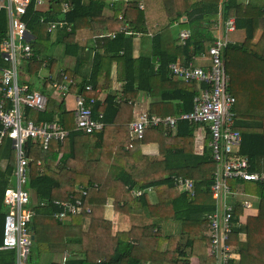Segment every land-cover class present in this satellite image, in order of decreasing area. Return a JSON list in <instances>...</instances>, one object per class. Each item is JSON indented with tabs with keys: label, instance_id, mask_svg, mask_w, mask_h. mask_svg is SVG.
Wrapping results in <instances>:
<instances>
[{
	"label": "trees",
	"instance_id": "1",
	"mask_svg": "<svg viewBox=\"0 0 264 264\" xmlns=\"http://www.w3.org/2000/svg\"><path fill=\"white\" fill-rule=\"evenodd\" d=\"M45 2L39 10L32 0L24 16L32 34L29 41L32 51L44 58L51 68L55 58L50 55L49 48L54 44L62 46L61 67L74 83L69 85L68 94L73 98L83 95L87 101L94 98L92 115L94 118L100 116L104 127L92 133L73 130L74 105L69 109L67 96L54 94L46 78L35 82L37 75L35 77L34 73L42 61L36 60V56L28 61L25 65L26 72L31 75L28 84L36 85V90L46 95L47 103L43 112L26 107V117L35 122L57 120L70 133L63 142L51 141L46 149L38 141H27L29 163L25 188L30 192L35 215L30 223L33 243L26 264H42L40 258L33 260L35 249L39 255L61 252L64 261L54 264H140L141 260L148 264H190L191 259L198 264H210L206 233L207 216L215 209L210 194L215 162L211 157L208 131L202 142V152L196 154L193 143L198 125L178 121L174 135L161 125L147 128L140 141L154 140L162 157L150 160L140 150L133 153L125 150L131 138L128 124L134 119L135 104L141 92L158 97L150 104L147 111L150 114L177 115L192 109L193 97L203 84L178 79L172 74L170 65L179 61L207 69L211 63L208 48L215 41L214 26L218 21L223 23L233 18L235 29L245 31L243 42H228L223 49L228 90L235 98L234 127L241 133L240 152L249 158L250 170H264L257 166L259 161L264 162V0ZM64 2L68 5L65 12ZM104 15L121 16L124 23L95 20ZM62 19L69 29L66 25L58 28L52 32H56L55 39L50 41L48 23ZM175 27L181 30L174 35L171 29ZM6 28V11L1 9L0 41L5 37ZM258 29L262 33L252 43ZM80 30L88 34V45L77 38ZM184 31L188 36L181 38L180 33ZM103 33L111 35L103 39L100 46H95L92 37ZM138 37L140 52L134 56L133 42ZM146 44L149 49L145 48ZM197 55L205 57L208 64H194ZM3 65L0 57V67ZM116 83L120 84L117 88L114 87ZM86 86L92 89L87 90ZM99 91H107L103 101L98 99ZM163 104L169 111L162 109ZM81 135L86 141V145L82 144L83 154L90 151L89 145L93 150V144L98 145V151L92 154L93 159L82 158V163L77 161L76 168L68 170L64 165L66 155H75L74 138ZM55 148H68L56 164V170L46 162L51 153L57 157ZM113 148L118 149L115 154ZM110 160L118 162L114 170ZM99 165L100 170L107 173L105 176H97L91 170V166ZM14 168V150L10 139L6 138L0 145V245L7 214L4 192L13 181ZM174 176L190 178L194 183L193 194L185 190L179 192ZM150 188L158 197L155 205L148 198ZM230 188L232 194L239 188L244 194L256 197L258 208L264 211V179H236L230 182ZM131 190H139L141 194L134 192L132 195ZM70 196L81 200V212L67 214L61 220L53 218L52 214L62 207L52 200H66ZM108 197L113 198L112 220L103 216ZM41 202L44 204L40 205ZM239 212L240 206L233 204L234 225L229 242L236 246L241 264H264V233L248 232L245 226L238 224ZM14 261L15 254L0 253V264Z\"/></svg>",
	"mask_w": 264,
	"mask_h": 264
},
{
	"label": "built area",
	"instance_id": "2",
	"mask_svg": "<svg viewBox=\"0 0 264 264\" xmlns=\"http://www.w3.org/2000/svg\"><path fill=\"white\" fill-rule=\"evenodd\" d=\"M32 0H0V10L5 9L7 15V28L5 37L0 41V57L4 65L0 67V145L4 139L11 141L15 155V168L13 181L4 192L3 203L6 206L2 243L0 253L10 252L15 254V261L9 264H26L33 243L30 223L35 215L31 206L30 192L25 188L28 181V158L25 146L29 139L38 141L46 149L51 141L63 142L68 137L70 130L59 121L35 122L27 118L25 108L36 112H43L46 108L47 97L39 90L33 89L24 80L23 68L28 61L36 56L31 48V32L27 29V8ZM34 7L42 9L46 0H33ZM63 12L68 8L67 3H62ZM121 19V16L119 17ZM43 19L41 18L40 21ZM122 20V19H121ZM121 23H124L122 20ZM66 25L64 19L48 23L47 31L54 32ZM68 30L69 27L65 26ZM125 28V26L123 27ZM215 28V41L208 48L211 63L207 69L194 66L192 63L175 62L170 65L172 74L178 79L202 83L193 97L192 109L180 112L177 115L159 116L147 111L139 112L128 124L132 141L128 147L132 148L134 142L140 141L147 128L164 126L175 128L178 121L185 120L191 125L204 126L209 135L211 157L215 162L213 183L210 185V194L214 211L207 216V256L210 264H241L240 255L236 246L232 245L230 235L233 228V194L230 182L240 179L245 181H261L264 173L250 170L247 155L240 152L241 133L235 129L236 115L233 111L234 96L228 90V76L223 59V49L230 43L228 33L235 30L233 18L221 23L218 21ZM110 33L94 36L95 38L109 37ZM181 38H186L188 32L180 33ZM42 66H46V60ZM40 76V75H39ZM48 80V86L54 94L66 97L69 85L74 84L72 79L59 68L52 76H40ZM87 90L92 87L86 86ZM83 95L74 96L73 130L83 133H92L104 127L100 116L94 118L91 104ZM175 186L180 191H189L193 194L194 183L190 178L183 176L173 177ZM183 189H180V188ZM85 194L86 191L82 190ZM140 195L141 191H135ZM56 206L62 207L52 214L53 218L61 220L67 214H78L82 210L81 200L69 197L66 200H52ZM41 202L40 205H43ZM86 211H89L87 209ZM8 250V251H7Z\"/></svg>",
	"mask_w": 264,
	"mask_h": 264
},
{
	"label": "crops",
	"instance_id": "3",
	"mask_svg": "<svg viewBox=\"0 0 264 264\" xmlns=\"http://www.w3.org/2000/svg\"><path fill=\"white\" fill-rule=\"evenodd\" d=\"M109 1L111 2V0H109ZM245 1H247V0H245ZM108 17L109 16L104 15V16L97 17V18H105V19L107 18L108 19ZM111 19H113V18H111ZM104 22H108V21H104ZM83 31L84 30H80L77 33V38L80 41L85 42L87 44L86 40L89 39V36H88L87 33L84 34ZM261 33H262L261 29H258L256 31V34H255V36H254V38L252 40V43H255L259 39ZM55 34H56V32L51 35L50 41H51V39L52 40L55 39V36H56ZM227 36L230 39V42L231 43H241V42L244 41L245 31H244V29H237L236 28L232 32H229ZM139 41H140V38L138 37L133 42V45H134V56H137L139 54V52H140ZM50 55L53 58H55V56L53 54H50ZM38 58L41 59L42 57L38 56ZM196 59H197V61L199 63H202V65H207L208 64V60L205 57H202L201 55L195 56L194 59H193V62ZM61 66L62 65H61L60 55H58V58H56L55 63H54V65H52L51 68H49V66L46 63V66L45 67H42L41 66L34 73L35 74V77H36V75L38 77V78L36 77L35 82H38V83L41 82L42 79H41L40 76H46L47 73L52 74L58 68H62ZM26 67L27 66H25L23 68V73H25V76L23 78H24V80L29 81L31 75L26 72ZM112 75H113V73H112ZM39 85H41V84H39ZM119 85H120L119 83H116L114 85V87L117 88V87H119ZM34 86H36V85H32V88L36 89ZM37 90H38V88H37ZM106 94H107V91H99L98 99H100L101 101H103V99L106 96ZM67 100L70 103L72 102L73 105H74V99H73V96L72 95H69V96L66 97V103H68ZM154 100H158V97L157 96L152 97V96H150V95H148V94H146L144 92H141L138 95V98H137V101H136V104H135L134 117L140 111H143V110L144 111H148V109L150 108L151 102L154 101ZM73 105L71 107H68V106L67 107L69 109H71V108H73ZM162 109L169 111V107H167L165 104H163ZM170 110H171V107H170ZM175 128H167L166 131L169 132L171 135H174L175 134ZM206 131H207V129L204 126L203 127L202 126H198L196 128V130L194 131L193 151L196 154L201 153L202 150H203V143L202 142H203L204 136L206 134ZM114 132H118V131H116V129H114ZM84 137L85 136H82L81 135V136H76L74 138L75 155H73V154H67L66 155L67 158L64 161V165L66 166V169H68V170L75 169L76 168V165H77V161L80 162V163H82V158H87L86 160L93 159L94 156H92V154L93 153H96V151H98V149H97L98 145L97 144H93V150L91 149V147L89 145L90 151L87 154H83V145L82 144H85L86 145V141H85ZM130 141H132V138H130L129 142ZM87 143H92V142L91 141H87ZM128 143H127V145L125 147V150L128 153H133L134 151L140 150V152L142 154L150 157L149 158L150 160H153V159L161 160L162 159V157L158 154L157 144L155 143L154 140L151 141V142H146V143H144L142 141H137L136 140L134 142V146L132 148H129L128 147ZM56 148H55L54 152L57 153V157L55 158V154L51 153L52 155H49L47 157V160H46L47 163L49 162L50 168L51 169H54V170H56L55 169L57 167L56 164H58V161H59L60 157L62 156V154L66 153L65 151L68 150V148H66V150H63V149L62 150H58ZM113 149L114 150L112 151V153L115 154L118 151V149L117 148H113ZM76 151H77V153H76ZM50 152H53V150L51 149ZM87 155H88V157H86ZM53 158L55 159L54 160V163H53ZM115 158L118 161L119 157L116 156ZM38 162H39V160L37 161V163ZM110 162H111L110 163L111 164V169L114 170L115 169V166L118 165V162H116L114 160H110ZM257 166H260V168L261 167H264V162L259 161V164H257ZM91 170L94 171L97 176H100V175L105 176L107 174L106 172H103V171L100 170V165L99 166H96V167H92L91 166ZM258 171L264 173V170L263 169L262 170H258ZM108 181H110V180H108ZM80 185L76 186V188H78ZM177 190L179 191V189H177ZM135 191L136 190H131L132 195H134V192ZM237 191H241V189L238 188ZM237 191H234V194H233V197L231 198V201L234 204V206L235 205L236 206H238V205L240 206V209H241V214L240 215H242V217L240 218V215H239V224H240V222L243 223V224L244 223H247L249 225L247 227L248 228L247 229L248 232H255L256 234L264 233V211H262V210H260L258 208V203H257L258 200H257V198L256 197H253V196H250V195L247 196L243 192H238V193L242 194V196L237 195ZM147 194H148V198L150 200V203L152 205H155L158 202V197H157L156 192L152 188H150L147 191ZM250 198L253 199V202L251 200H249ZM154 200H155V202H154ZM112 201H113V198L112 197H108L106 199L105 206H104L103 216H104V218H106L108 220H112L113 219V216H114V212H113V208H112ZM45 256H46L45 257V261H43V258H40L42 260L41 261L42 264H54V263H60V262H63L64 261V256L61 254V252L60 253H56L55 252V253H53L51 255L48 254V253H45ZM140 264H148V262L147 261H144V260H141ZM190 264H198V262L195 259H191Z\"/></svg>",
	"mask_w": 264,
	"mask_h": 264
},
{
	"label": "rangeland",
	"instance_id": "4",
	"mask_svg": "<svg viewBox=\"0 0 264 264\" xmlns=\"http://www.w3.org/2000/svg\"><path fill=\"white\" fill-rule=\"evenodd\" d=\"M107 19V18H106ZM105 18H95V20L96 21H112V22H117V23H121L122 22V20L121 19H119V17L118 18H113V19H111V17L109 18L108 17V19L106 20ZM181 27H175L174 29H171L172 30V33H174V35L179 31V29H180ZM181 30V29H180ZM83 33L85 34L86 32L85 31H83ZM53 33H51V35H52ZM108 37H103V38H95L94 36L92 37V39H93V44L95 45V46H100L101 45V41L103 40V39H107ZM146 48L147 49H149V44H147L146 45ZM61 52H62V46L61 45H57V44H54V45H51V47L49 48V53H52L54 56H55V60H56V58H58V55H60L61 54ZM41 64V66H42V62L40 63ZM194 64H197V65H202V63H199L198 61H197V59L196 60H194ZM40 66V67H41ZM43 67V66H42ZM59 69V68H58ZM57 69V70H58ZM57 70L56 71H54L53 73H52V76L54 75V74H56V72H57ZM227 73V72H226ZM49 73H47V75H48ZM228 76V75H227ZM67 96H69V94L67 95ZM74 99V98H73ZM68 101V100H67ZM73 105V103L71 102H69L68 101V103H67V106H69V107H71ZM144 111V110H143ZM141 112V111H140ZM84 139H85V137H84ZM180 188V187H179ZM180 189H183V188H180ZM238 192H242V191H237V195H240V196H242V194H240V193H238ZM247 196H249V194L247 195ZM254 197V196H253ZM155 198V197H154ZM212 200V199H211ZM249 200H251L252 202H253V199L252 198H250ZM154 202H155V200H154ZM255 203V202H254ZM253 203V204H254ZM257 203H258V205H259V200L257 201ZM241 214V212L239 213V215ZM242 217V215H240V218ZM237 223L239 224V217H238V221H237ZM240 225H243V226H245L246 228L249 226L247 223H241L240 222ZM248 229V228H247ZM206 251H207V248H206ZM45 253H43V254H41V255H39L38 254V251L35 249L34 251H33V260H35V261H37L39 258H43V261H45ZM40 261H42L41 259H40Z\"/></svg>",
	"mask_w": 264,
	"mask_h": 264
},
{
	"label": "water",
	"instance_id": "5",
	"mask_svg": "<svg viewBox=\"0 0 264 264\" xmlns=\"http://www.w3.org/2000/svg\"><path fill=\"white\" fill-rule=\"evenodd\" d=\"M25 151L27 152V146H25ZM117 257H118V254L115 255V258H117Z\"/></svg>",
	"mask_w": 264,
	"mask_h": 264
}]
</instances>
